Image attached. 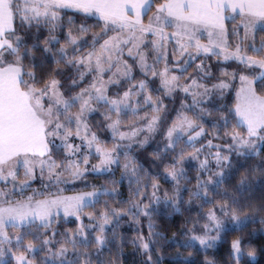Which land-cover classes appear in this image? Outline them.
Segmentation results:
<instances>
[{"label":"snow or ice","instance_id":"6c2138e0","mask_svg":"<svg viewBox=\"0 0 264 264\" xmlns=\"http://www.w3.org/2000/svg\"><path fill=\"white\" fill-rule=\"evenodd\" d=\"M261 213L264 0H0V264H260Z\"/></svg>","mask_w":264,"mask_h":264},{"label":"trees","instance_id":"16d2710c","mask_svg":"<svg viewBox=\"0 0 264 264\" xmlns=\"http://www.w3.org/2000/svg\"><path fill=\"white\" fill-rule=\"evenodd\" d=\"M259 193V189L256 190V192L254 193V195H258ZM261 215H264V213H261ZM179 219L180 218H175V223L178 225L179 223ZM169 236L171 235V232L167 233ZM129 235H131V233H129ZM163 243V242H161ZM167 246H165V253L167 254ZM126 255L124 256V261L125 264H140V259L139 257L136 255V253L132 252L131 248H127L126 250ZM222 259L223 258V252L221 250V252L218 254V259ZM198 259H202V258H198ZM260 264H264V257H260ZM165 264H170V262L166 259L165 260Z\"/></svg>","mask_w":264,"mask_h":264},{"label":"rangeland","instance_id":"374dc122","mask_svg":"<svg viewBox=\"0 0 264 264\" xmlns=\"http://www.w3.org/2000/svg\"><path fill=\"white\" fill-rule=\"evenodd\" d=\"M251 227H255V228L259 229V228H260V225L257 223V224H255V225H250V228H251ZM222 252H223V250H222Z\"/></svg>","mask_w":264,"mask_h":264}]
</instances>
